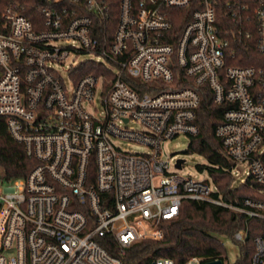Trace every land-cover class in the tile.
Returning <instances> with one entry per match:
<instances>
[{"label":"built area","instance_id":"2783aa9c","mask_svg":"<svg viewBox=\"0 0 264 264\" xmlns=\"http://www.w3.org/2000/svg\"><path fill=\"white\" fill-rule=\"evenodd\" d=\"M44 1L0 0V118L38 162L22 178L0 170V264H123L127 247L164 236L162 222L185 199L244 214L232 238L245 244L249 220H264V199L226 200L207 168L202 179L171 171L162 152L163 143L200 133L208 86L228 105L215 128L225 170L235 178L247 166L241 184L251 178L264 195V0H118L116 15L108 0ZM190 8L177 37L173 18L182 15L172 10ZM248 43L259 56L236 64ZM87 52L94 57L64 67ZM109 235L119 255L101 243ZM217 260L236 264L229 255L184 264ZM252 264H264V232Z\"/></svg>","mask_w":264,"mask_h":264},{"label":"trees","instance_id":"16d2710c","mask_svg":"<svg viewBox=\"0 0 264 264\" xmlns=\"http://www.w3.org/2000/svg\"><path fill=\"white\" fill-rule=\"evenodd\" d=\"M29 5H45L44 0H20ZM116 15L118 0H108ZM192 8L188 10H172L182 19L173 18V30L177 35L189 20ZM32 19L34 11L29 8L24 12ZM247 58L235 61L236 64L250 65L252 58L259 56L252 43L239 50ZM261 60V59H260ZM201 105L196 120L200 133L191 136L189 151L202 154L210 163L207 167L215 183L226 200L235 203L244 197L264 199L260 186L251 178L244 184L233 186L234 176L229 170L230 159L225 152L222 140L216 136L215 128L222 122L227 104L214 102L209 87L201 90ZM35 158L27 155L24 144L14 141L7 130L4 119L0 118V170L8 179L22 178L37 166ZM205 168V167H204ZM202 169V168H201ZM179 214L174 219L163 221L164 236L160 240L143 239L126 248L121 256L123 264H153L160 256L174 259L176 264H184L194 255L206 257L225 256L226 248L218 235L233 237L234 233L245 227V215L232 209L217 207L196 200H183ZM264 232V220L250 219L248 240L241 245V253L236 264H252L255 251V239ZM101 243L114 255H119V247L113 236L100 239Z\"/></svg>","mask_w":264,"mask_h":264},{"label":"rangeland","instance_id":"374dc122","mask_svg":"<svg viewBox=\"0 0 264 264\" xmlns=\"http://www.w3.org/2000/svg\"><path fill=\"white\" fill-rule=\"evenodd\" d=\"M94 57L90 53H80L77 55H73L70 57V60L66 62L65 68L67 66L70 67V65H77L80 64L81 62L87 61V59H90ZM62 69L61 67H59ZM66 76V73H64ZM94 105L100 107L98 101L94 102ZM130 126H134L136 128H141L142 125L138 122H132L129 124ZM118 143L123 147L134 151V152H147L150 150V148L144 144H137V143H132L129 144L127 141H118ZM191 144V138L187 137L185 135L178 136L174 138L173 140H169L165 143H163V155L165 158H170V170L171 171H179L181 173H190L193 175H196L198 178L202 179L204 178V174L200 171L201 168H207L209 166L208 160L202 155L199 154L198 152L189 151V147ZM174 158V159H173ZM177 158H182L185 160L184 166L182 169H177L175 166ZM248 167L246 166L243 173L239 174L237 177L234 178L233 181V186H238L240 185L243 180L248 178ZM209 176V174H207ZM218 238H220L225 245L226 248V255H229V257L233 261H237V259L240 256L241 253V245L237 241H235L234 238H231L230 236H225V235H218Z\"/></svg>","mask_w":264,"mask_h":264},{"label":"water","instance_id":"95a60500","mask_svg":"<svg viewBox=\"0 0 264 264\" xmlns=\"http://www.w3.org/2000/svg\"><path fill=\"white\" fill-rule=\"evenodd\" d=\"M185 160L182 158L178 159V166H181V163L184 162ZM153 264H156L155 262ZM206 264H223L222 260H217V261H212V262H208Z\"/></svg>","mask_w":264,"mask_h":264}]
</instances>
